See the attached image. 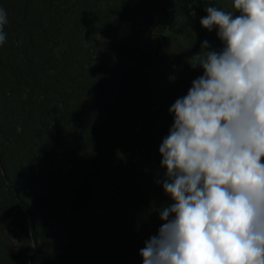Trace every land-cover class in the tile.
<instances>
[{
    "label": "rangeland",
    "instance_id": "374dc122",
    "mask_svg": "<svg viewBox=\"0 0 264 264\" xmlns=\"http://www.w3.org/2000/svg\"><path fill=\"white\" fill-rule=\"evenodd\" d=\"M165 1L87 0V13L77 14L80 30L74 49V27L66 28L71 22L74 25V0H0V8L7 12L8 23L3 31L7 34L11 59H19L17 69L29 66L20 86L8 88L12 99L9 105L32 111V121L38 125L34 146H28L27 151L21 148L18 134L12 131L30 123H23L13 115L5 126L2 143L10 149L8 164L24 182V200L29 209L10 201L1 175L0 222L2 211L7 222L0 224V264H21V255L30 247L37 249V245L40 251L37 264H143L140 249L145 240L158 234L163 223L159 210L172 203L158 183L164 176L159 146L174 122L169 108L177 98L187 95L195 78L203 75L200 67L193 69L189 63L197 53L204 54L202 43L207 40L215 50L223 47L216 35L218 29L209 32L203 28L202 17L179 1L175 21L164 20L160 10ZM207 1L220 10L240 15L234 9V0ZM71 11L72 20L67 21L64 17ZM152 19L166 25L167 35L173 37L169 44L152 32ZM66 41L70 48L65 53L69 54L62 59L60 52ZM158 42L163 46L157 45ZM154 44L160 52L151 65L152 76L145 92L139 95L140 113L134 112L135 120L132 113L124 115L122 124L128 135L117 133L111 144L114 159L119 160L121 152L129 150L126 157L135 177L137 188L133 192L137 199H127L121 193L113 194V183L105 171L97 177L90 176V152L83 146L85 132L74 117V104L63 103L58 97L61 88H52L59 74L74 70L78 50L84 61H89L88 49L95 56L105 51L108 59L128 65V58L141 57ZM53 48L54 53L49 54ZM102 57L103 54L98 59ZM102 62L97 61L96 65ZM96 65L92 67L97 69ZM105 77H111L109 72ZM45 83L50 85L46 92ZM112 85L114 91L119 89L120 85ZM113 95L100 91V98L94 102L97 101L96 108L102 104L105 110L113 105ZM21 96L33 102L39 100L41 110L38 111L37 105L31 107L29 100L24 106L18 104ZM100 113L101 109L97 114ZM25 155L28 161H24ZM29 171L42 180L40 186L31 183ZM77 197L90 202L91 229L84 231L79 225L82 210ZM33 239H37V245Z\"/></svg>",
    "mask_w": 264,
    "mask_h": 264
},
{
    "label": "clouds",
    "instance_id": "9594fccd",
    "mask_svg": "<svg viewBox=\"0 0 264 264\" xmlns=\"http://www.w3.org/2000/svg\"><path fill=\"white\" fill-rule=\"evenodd\" d=\"M206 7L201 26L223 44L190 58L203 75L170 106L174 122L159 146L172 203L143 264H264V0ZM7 12L0 8V45Z\"/></svg>",
    "mask_w": 264,
    "mask_h": 264
},
{
    "label": "trees",
    "instance_id": "16d2710c",
    "mask_svg": "<svg viewBox=\"0 0 264 264\" xmlns=\"http://www.w3.org/2000/svg\"><path fill=\"white\" fill-rule=\"evenodd\" d=\"M86 1L87 0H74V25L73 22H71L66 26V28L71 29L74 27V49L76 34L80 30L77 14L82 13V11L87 13L88 5L86 4ZM178 1L186 6H189L193 9V11H196L199 17H205L207 15V12L205 11L206 7H213V5H211L207 0H166L160 10L161 16L164 20L170 22L175 21L176 4ZM72 15L73 13L71 11L64 18H66L67 21H70L72 20ZM145 24L149 25V22ZM151 25L153 30L152 32L156 34V37L166 41L165 44H169L171 40H173L171 34L167 35L166 25L162 24L161 21L155 22V19H152ZM66 34H68V32ZM157 45L163 46V43L158 42ZM157 45L154 44L152 50L145 51L141 57L139 56L137 59L133 58L130 60L128 58V65H120L116 63V59H108L105 51L101 53L97 52V56H95L94 53H91L90 50L86 49V55L89 61H84L85 58L80 57L79 50L77 53L74 51V70L64 75L59 74V79H55L56 84L52 88V90L61 88L58 97L64 101L63 103L70 102L74 104V117L82 123V128H80V130L84 129L85 132L83 146H86L90 152V176L97 177L105 171V175H109L110 181L113 183V194L119 195L121 193L122 195H125L127 199L136 198L133 189L137 188L134 181L135 177H133V174L130 172L131 165L127 162L126 156L129 153V150L124 149L120 154L121 157L119 160L114 159L112 158L111 144L114 143V136L117 133L125 134L126 136L128 135V130H126L127 127L122 124L124 115L132 113V119L135 120L134 112L135 115L140 113V109L138 107L140 99L139 95L145 92L148 81L152 76V73L150 72L151 65L156 59L157 54L160 52ZM69 48L70 45L68 41H66V43L63 44L62 51L60 52L62 59H65V57L69 54L68 53L66 55L65 53L69 50ZM81 48H84L83 45ZM52 52L54 53V48L48 51L49 54ZM10 54L11 52H8L6 42L3 43V45H0V84H4V82H6V85H0V99L3 100L0 104V176H4H1V182L4 185L10 201L19 207L20 205L23 207L24 204V207L29 209L28 203L24 200L26 197L24 193L25 190L23 189L24 182L22 179L18 178L15 171L10 168L8 164L11 161L8 156L10 149L2 143V140L8 119L13 115H17L16 117L22 119L23 123H30L28 126H24V128L23 126L20 128L16 127L12 131L14 134H18V139L21 142V148L27 151L29 149L28 146H34L33 139L36 138L38 125L35 124L36 122L32 121V111H27L25 108L19 107L18 105H9V102L12 99L9 97L11 93L8 91V88H11V86H20L21 82L25 79V74L28 72L29 67L27 66L24 69L20 67L17 69V61L19 59L17 61L11 59ZM102 54V59H98V57ZM94 56L96 58H94ZM97 61L103 62L96 65ZM94 65L97 66V69L92 67ZM108 72L111 77L106 79L105 76ZM109 80L112 81V83H110ZM114 83L120 85L119 89L116 91H114L115 87L112 85ZM3 86L6 87V90H4V88L2 89ZM49 86L50 85L48 83L44 84V92L47 91ZM67 89L70 90L69 93ZM100 91L103 92V94L106 92H109V95L111 93L114 94L112 96L113 105L105 110L102 108L100 100L99 103L101 106L99 108H96L97 101L94 103L96 99L100 98ZM141 96L143 97V95ZM28 100L31 107H35L37 105L38 111L41 110L43 105L42 103L39 104V100L37 99L33 102L30 101V99H25L24 96H21L18 99V104L21 103L22 106H24ZM91 104L94 106L92 107ZM100 109L101 113L97 114ZM76 125V119H74V126ZM26 128L29 129L28 132L25 130ZM74 128L77 129L78 127ZM24 158V161L29 160L26 155ZM30 164L29 170L31 168ZM28 176L31 183L35 185L34 187L38 185L40 186V181L42 182V180L39 181V178L36 179L34 171H29ZM6 182H8V184H6ZM78 204L82 210V217L79 225H81V228L84 231L86 229H91L92 216L90 214L91 205L89 200L80 198L78 199ZM155 207L157 209L159 208L158 205ZM4 213L5 212L2 211V221L0 224L3 223V221H6ZM36 240L37 239H33L34 243L37 245ZM37 247V249H32L30 247L27 252L25 251V253L21 255V264L22 261L23 264H37V254L39 255L40 253L39 246L37 245Z\"/></svg>",
    "mask_w": 264,
    "mask_h": 264
}]
</instances>
